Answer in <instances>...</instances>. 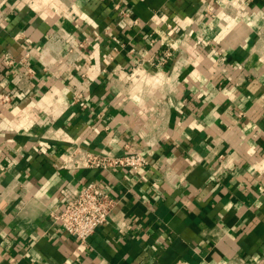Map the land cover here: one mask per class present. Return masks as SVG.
<instances>
[{
  "label": "crops",
  "instance_id": "1",
  "mask_svg": "<svg viewBox=\"0 0 264 264\" xmlns=\"http://www.w3.org/2000/svg\"><path fill=\"white\" fill-rule=\"evenodd\" d=\"M26 65L0 264H264V0H0V95ZM76 148L148 165L62 169ZM91 182L117 206L82 242L54 216Z\"/></svg>",
  "mask_w": 264,
  "mask_h": 264
},
{
  "label": "built area",
  "instance_id": "2",
  "mask_svg": "<svg viewBox=\"0 0 264 264\" xmlns=\"http://www.w3.org/2000/svg\"><path fill=\"white\" fill-rule=\"evenodd\" d=\"M22 63L24 64L25 61ZM13 64L10 61V65ZM34 73L32 67L24 66L19 74V83L9 93L0 95V103L10 102L12 96L21 90L20 83L30 79ZM147 165V158L142 153L110 156L76 148L64 155L61 168L64 170L124 168L138 171ZM116 206L117 201L104 187L97 182H91L79 192H69L63 201L62 209L55 214L54 219L63 225L69 235L86 242L100 226L109 221Z\"/></svg>",
  "mask_w": 264,
  "mask_h": 264
}]
</instances>
